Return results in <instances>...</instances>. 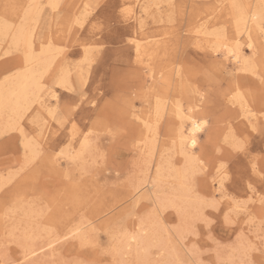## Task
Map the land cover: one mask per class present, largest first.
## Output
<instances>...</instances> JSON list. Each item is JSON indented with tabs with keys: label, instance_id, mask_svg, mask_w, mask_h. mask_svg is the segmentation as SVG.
Masks as SVG:
<instances>
[{
	"label": "rangeland",
	"instance_id": "374dc122",
	"mask_svg": "<svg viewBox=\"0 0 264 264\" xmlns=\"http://www.w3.org/2000/svg\"><path fill=\"white\" fill-rule=\"evenodd\" d=\"M254 1L0 0V94L39 67L19 31L52 60L29 108L0 100V264L261 259L264 51L251 53L235 12L257 7L264 30V0ZM105 19L110 28L93 32ZM222 43H240L256 71L223 58ZM159 102L169 103L155 116ZM177 110L205 123L186 155Z\"/></svg>",
	"mask_w": 264,
	"mask_h": 264
},
{
	"label": "bare ground",
	"instance_id": "6f19581e",
	"mask_svg": "<svg viewBox=\"0 0 264 264\" xmlns=\"http://www.w3.org/2000/svg\"><path fill=\"white\" fill-rule=\"evenodd\" d=\"M190 2H193L194 0H189ZM256 1V0H255ZM254 1V2H255ZM262 1V0H259ZM196 2V0H195ZM51 6L54 7L57 3V0H53V2H51ZM256 3V2H255ZM264 3V2H263ZM38 5V4H37ZM250 6V5H249ZM248 7V5H247ZM254 7V6H253ZM29 8V7H28ZM235 8V7H234ZM239 8V7H238ZM24 9V8H23ZM79 10L83 11V12H88L89 9H87L86 6H81L78 7ZM77 9V10H78ZM170 10V9H169ZM173 10V9H172ZM198 10V9H197ZM239 11V12H238ZM238 11H235L237 14V18H239L240 20H238L239 22V27L243 28V32L246 36V41H247V45L249 50L251 51V53H255L256 50H262L264 51V30L263 28L260 26V20H261V14L258 11L257 7H254L251 9L250 6V10L249 8H247V10L245 8L242 9V7H240V9ZM222 12V11H221ZM33 12L28 13V16H32ZM172 13V12H171ZM200 13V12H199ZM19 15V14H18ZM176 15V14H175ZM227 17V16H226ZM27 18V16H26ZM25 19V18H24ZM29 19V18H27ZM37 19V18H36ZM18 20V19H17ZM236 22V21H235ZM25 23V22H24ZM28 24V23H27ZM26 24V25H27ZM237 24V22H236ZM9 25V24H8ZM238 25V24H237ZM15 26V25H14ZM9 27V26H8ZM7 28V26H6ZM238 28V26H237ZM241 28V29H242ZM240 29V28H239ZM9 30V29H8ZM19 30V29H18ZM25 30V29H24ZM23 30V31H24ZM28 30V29H27ZM26 30V31H27ZM19 31L18 32V38L14 41H16V43L19 46V42H23L26 47L29 49V52L27 53L28 56V62L32 63L34 60H38V70L36 69H30L28 71H24L23 74L19 75L18 78L15 77V79L17 78V81H15L14 86L10 89L7 90L6 93H2L0 94V100H1V104L4 106H9L12 108V110L16 111L17 113L23 110H25L30 103V99H33V97L35 96V98L38 97L39 92L41 91V84H40V80H41V75L48 70V67L51 65V58L50 56L47 57V55L43 58L40 56L38 58H36V55L34 56L32 54V42L30 37H32L31 35H27L25 32L26 31ZM240 31V30H239ZM28 32V31H27ZM16 33V32H15ZM30 36V37H29ZM254 36V37H253ZM13 38V37H12ZM219 39V38H218ZM13 41V40H12ZM234 43V42H233ZM15 44V43H14ZM236 44V43H235ZM240 44V43H239ZM239 44H236V46L231 47L227 44H220V47L223 48L222 50V55L223 58H225L226 60L231 61L235 66H237V69H243V70H247L249 72L254 71L255 65L253 63L248 64L246 63L245 59H244V54H243V50L239 47ZM16 45V44H15ZM14 45V46H15ZM234 45V44H233ZM23 47V46H22ZM135 51L137 52V54L139 56H141V54L143 53V46L140 44H135L134 45ZM147 48V47H146ZM145 48V50H146ZM25 49V47H24ZM148 49V48H147ZM261 51V52H262ZM258 52V51H256ZM47 53V52H46ZM45 53V54H46ZM43 54V55H45ZM49 54V53H48ZM157 54V53H156ZM258 54V53H257ZM155 55V54H154ZM150 56V55H149ZM156 56V55H155ZM165 57V56H164ZM150 58V57H149ZM154 58V57H153ZM163 58V57H162ZM142 59V58H141ZM155 59V58H154ZM153 59V61H154ZM264 59V57L262 58ZM27 60V59H26ZM141 61V60H140ZM152 61V62H153ZM159 61V60H158ZM157 62V60H156ZM162 62V61H161ZM28 63V64H30ZM36 63V62H35ZM260 63V62H259ZM33 64V63H32ZM30 64V65H32ZM223 64V63H222ZM261 66H262V73L264 74V60L261 61ZM36 65V66H38ZM154 65V64H153ZM156 65V64H155ZM28 66V65H27ZM154 68V67H153ZM152 68V69H153ZM47 69V70H46ZM176 69V68H175ZM174 70V68H173ZM177 71V69H176ZM174 71V72H176ZM182 71V70H181ZM256 71V70H255ZM150 72V71H149ZM152 72V71H151ZM166 72V71H165ZM170 73V72H169ZM173 73V72H172ZM20 74V73H19ZM150 74V73H149ZM166 75V74H165ZM175 75V74H174ZM173 75V76H174ZM39 76V77H38ZM150 77V76H149ZM153 77V76H151ZM155 77V76H154ZM153 77V79H154ZM161 78V77H160ZM168 78V77H167ZM177 78V77H176ZM152 80V78H151ZM211 80V79H210ZM65 81V80H64ZM156 82V81H155ZM12 82H10L11 84ZM210 83V81H209ZM163 86V85H162ZM168 86V85H167ZM145 87V86H144ZM165 88V87H164ZM237 88V87H236ZM159 89V88H158ZM166 90V89H165ZM238 90V88H237ZM6 91V90H5ZM165 92V91H164ZM1 93V92H0ZM257 94V93H256ZM50 95V93H49ZM149 95V94H148ZM159 95V94H157ZM163 95V94H162ZM201 95V94H200ZM199 95V96H200ZM250 95V94H249ZM168 96V94H167ZM238 96V95H237ZM169 97V96H168ZM172 97V95H171ZM49 98V97H48ZM50 98L53 99H57L56 95L53 93L51 95ZM158 98V97H157ZM165 98V97H164ZM38 99V98H37ZM201 99V98H200ZM168 100V99H167ZM159 101H161L159 99ZM166 101V100H165ZM202 101V100H201ZM241 101V100H240ZM244 101V100H243ZM34 103V101H33ZM160 103V102H159ZM162 103V102H161ZM158 104L156 106L155 109V116H161L162 113L164 112V105H168V103L166 104ZM179 103V102H178ZM172 104V103H171ZM166 105V107H167ZM175 105V104H173ZM155 106V105H154ZM171 107V108H170ZM169 107V111L170 112H174L175 110L172 108V105ZM180 107V106H178ZM194 107V106H193ZM197 107V106H196ZM3 108V107H2ZM8 108V107H7ZM176 108V107H175ZM179 109V108H178ZM197 109V108H196ZM6 110V109H4ZM166 110V109H165ZM12 112V111H11ZM147 112V111H146ZM186 112V111H185ZM197 112V111H196ZM171 113V114H172ZM177 114L175 115V117L177 116L180 119V124L181 127L176 131V143L180 148L181 153L185 154L187 152L192 151L194 148H196L198 146V135L200 132H202L204 126V122H201L200 117L196 115V113L194 111H190V113L188 115H183V112L181 113V111L179 112L177 110L176 112ZM10 114V113H8ZM12 114V113H11ZM19 114V113H18ZM154 115V114H153ZM164 115V114H163ZM168 115V114H167ZM18 116V115H17ZM20 116V115H19ZM142 119V118H140ZM183 120H185V122L188 123V127L186 129V131L184 130V126H183ZM166 122V121H165ZM174 130V129H173ZM172 130V131H173ZM170 136V135H169ZM171 138V137H170ZM169 141V140H168ZM193 141H195V143H193ZM167 142V141H166ZM165 142V143H166ZM148 144V143H147ZM151 144V143H150ZM153 144V143H152ZM163 144V143H162ZM167 144V143H166ZM164 145V144H163ZM152 146V145H151ZM82 147V146H81ZM84 147V146H83ZM82 147V149H83ZM80 148V147H79ZM73 149V148H72ZM85 149V148H84ZM178 150V149H177ZM179 153V152H178ZM189 154V153H188ZM186 155V154H185ZM153 157V156H152ZM191 158V157H190ZM151 160V159H150ZM190 161V160H189ZM188 161V162H189ZM192 164V163H191ZM190 167V166H189ZM191 169V168H189ZM188 170V168H187ZM189 174V173H188ZM160 175V169L157 171V176ZM187 176V175H186ZM184 176V177H186ZM177 177H181L180 174H177ZM146 178V177H145ZM154 182V181H153ZM156 183V182H155ZM155 185V184H154ZM152 187V186H151ZM136 194V193H135ZM163 206V205H162ZM16 209V208H15Z\"/></svg>",
	"mask_w": 264,
	"mask_h": 264
},
{
	"label": "snow or ice",
	"instance_id": "6c2138e0",
	"mask_svg": "<svg viewBox=\"0 0 264 264\" xmlns=\"http://www.w3.org/2000/svg\"><path fill=\"white\" fill-rule=\"evenodd\" d=\"M77 23H82L81 21H77ZM89 23L91 24L92 22L89 21ZM111 26V22L107 19L105 20H97L96 23L92 24V29H93V32L99 30V31H104L105 29L107 28H110ZM85 52L87 53L88 52V49L86 48L85 49ZM85 103H90L89 99L83 95V93H80V101H79V105L82 106L83 104ZM76 105V101H72V104L69 105L66 109V111L64 112V117L66 119H62L60 121L61 124H64L65 122H68L70 123L71 120H72V111H73V106ZM72 131L73 133H75L76 129H75V125L72 126ZM193 143H195V141H193ZM224 168V165L221 164L220 165V168L217 169V171L219 172L220 169H223ZM264 178V177H262ZM206 223H211V221H206ZM248 264H264V250H262L261 252V259H259L258 261L257 260H250L248 261Z\"/></svg>",
	"mask_w": 264,
	"mask_h": 264
}]
</instances>
